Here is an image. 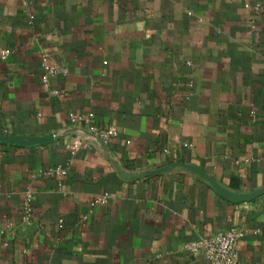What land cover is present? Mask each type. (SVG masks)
<instances>
[{
    "label": "crops",
    "instance_id": "1",
    "mask_svg": "<svg viewBox=\"0 0 264 264\" xmlns=\"http://www.w3.org/2000/svg\"><path fill=\"white\" fill-rule=\"evenodd\" d=\"M4 48L0 136L58 138L0 142V264H212L184 244L237 226L264 264V193L207 179L264 188V0H0ZM71 113L118 135L72 154Z\"/></svg>",
    "mask_w": 264,
    "mask_h": 264
},
{
    "label": "built area",
    "instance_id": "2",
    "mask_svg": "<svg viewBox=\"0 0 264 264\" xmlns=\"http://www.w3.org/2000/svg\"><path fill=\"white\" fill-rule=\"evenodd\" d=\"M259 7V5L257 6ZM11 53L10 48H4L0 51V59L5 60ZM64 69L56 64H50L45 67L44 73L41 75L42 82L46 86H50L52 80L60 75ZM58 93V91H56ZM94 113H89L87 116H81L76 113L70 114V121L74 127H83L87 134L75 132L69 141V149L72 154H76L84 146L91 147L95 140L102 144H107L118 135V128L115 125L102 127L94 122ZM68 173L67 166L49 167L41 173L34 174L36 178L40 175L55 176L59 180L63 179ZM108 194L97 197L94 203H105ZM23 220L25 224L32 223L33 213V194L30 190L27 191L22 202ZM13 223L10 222L7 228H11ZM248 234V230L242 226L233 227L228 230L217 232L211 236L202 237L196 240L189 241L184 244V248L197 255L203 254L212 264H237L239 259L238 244ZM7 244V243H6Z\"/></svg>",
    "mask_w": 264,
    "mask_h": 264
},
{
    "label": "water",
    "instance_id": "3",
    "mask_svg": "<svg viewBox=\"0 0 264 264\" xmlns=\"http://www.w3.org/2000/svg\"><path fill=\"white\" fill-rule=\"evenodd\" d=\"M58 138V134L51 133L49 136L45 138H33V137H24V136H6L2 135L0 136V142H6V143H17V144H34V143H44L48 139L56 140ZM115 167L118 169L119 172H121L125 177H135L136 174L126 172L125 170L121 169V167L115 162ZM190 169V168H188ZM212 186L216 189V192H218L220 195L231 199V200H251L255 197H258L259 195L264 193V188L261 190H258L256 192L248 193V194H242L237 195L236 193L232 192L227 188L226 186L217 183L214 179L207 178Z\"/></svg>",
    "mask_w": 264,
    "mask_h": 264
}]
</instances>
